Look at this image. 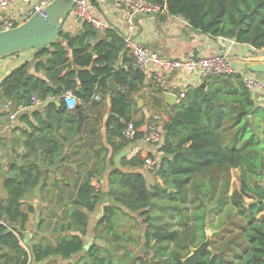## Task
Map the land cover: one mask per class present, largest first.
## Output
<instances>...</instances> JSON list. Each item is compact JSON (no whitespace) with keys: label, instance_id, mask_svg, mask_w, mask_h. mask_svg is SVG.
<instances>
[{"label":"trees","instance_id":"16d2710c","mask_svg":"<svg viewBox=\"0 0 264 264\" xmlns=\"http://www.w3.org/2000/svg\"><path fill=\"white\" fill-rule=\"evenodd\" d=\"M167 11L200 33L264 49V0H167ZM126 54L116 31L101 35L84 23L75 34L62 30L59 41L34 57V71L42 76L31 73V63H27L2 84L0 95L17 107L28 106L34 95L54 99L45 103V116L32 113L36 123L29 121L28 113L20 118L29 129L22 131V150L14 149V162L4 177L9 198L0 197V264H51L55 257L72 260L78 256L77 264H126L132 255L129 251L119 249L123 252L119 259L97 244L85 251L89 214L101 204L96 237L103 240L97 230L104 225L103 232L112 237L111 249L115 239H122L117 225L123 219L136 222L146 217V251L137 264H184L192 249L206 240L208 225L213 227L214 217L220 214L225 218L213 227L220 232L214 233L212 249L204 251L197 264H264V107L256 105L240 76L213 78L205 87L189 89L182 101L170 107L153 182L142 171L145 160L140 156H124L108 172L107 160L113 166L117 152L129 144L122 136L126 125L134 122L139 127L143 122L133 119L138 107L133 95L141 91L145 79ZM110 78L119 90H109ZM66 90L74 91L81 105L97 91L110 95L103 123L106 143L94 147L101 137L97 118L88 137V165L92 159L93 164L84 175L77 171L75 188L67 193L70 196L60 189L59 200L72 199L71 203L59 207L61 215L54 209L46 226L49 236L27 251L21 241L35 208L29 203L26 211L25 200L45 169L56 174L58 183V169L71 159L70 144L80 136L74 128L61 131L75 121L63 104H57ZM233 170L240 171V187L231 191ZM104 177L101 187L93 185L94 179L101 183ZM47 185L48 177L41 192ZM157 207L170 215L163 225L154 221ZM44 221L41 217L38 231ZM67 232L72 234L63 235ZM226 234L233 236L227 239ZM220 235L224 242L216 246Z\"/></svg>","mask_w":264,"mask_h":264},{"label":"crops","instance_id":"0c3cea01","mask_svg":"<svg viewBox=\"0 0 264 264\" xmlns=\"http://www.w3.org/2000/svg\"><path fill=\"white\" fill-rule=\"evenodd\" d=\"M90 1L94 6V8L98 11V13L103 17H105L110 23H113L115 26L121 25L124 18L123 14L120 11L118 12L117 10H115L111 4L102 5L98 2V0H90ZM187 23L188 22L180 16H170L164 13L163 14L160 13L155 15L154 17H138L136 19V31L139 40L145 43L146 45L150 46L153 50L158 51L163 58L177 59V58H182L183 56L188 54H191L195 57L213 56L222 52L226 54V56L229 59V62L234 68L238 70L239 74L249 75L264 82V49L254 50L246 45L239 44L234 39L213 37L210 35L200 33L199 31L194 30ZM63 31L75 34L80 32L81 29L78 27V25L74 23L73 24L68 23L64 25ZM23 55H26V53L21 54V56ZM126 55L132 58V56L128 52ZM11 59L13 58L0 60V79L5 74L7 70V64ZM28 63H31L30 72L35 73L32 65L33 60ZM133 65H134V60H133ZM183 74L184 76L181 75L179 72H176L168 77V82L170 86L174 89V91H179L180 89L184 88L188 83L193 86L201 85L200 80L197 77L187 75L185 73ZM35 75L42 76L43 73L39 72V73H35ZM1 87L2 84H0V93H1ZM141 92L133 95V100L138 105L137 109L134 111L133 119L136 122L143 121L139 126L140 129L139 134H141L142 136L139 137L135 142H129V144L125 148H122L121 150H119V152H117V154L113 158V166H111L109 159L107 160L108 172L112 169V167H118L120 159L124 156L127 157L128 159L134 156H140L144 160L146 158H151L154 161H158L161 157V152L159 150L160 148L145 141L146 125L151 120L152 116L155 113L162 114L164 118L167 120L170 114L172 113L170 108L172 105H169L165 101L164 94L161 95L158 91H155L156 93L154 92L152 97L153 106H151L150 102L142 98ZM96 94H100L101 96L100 101L94 102L93 100H91L85 103L84 105H81V103H79V105L81 106L80 109L82 110V114L85 116L81 130H77L78 127L77 109L73 113L72 112L67 113L68 115L74 116L75 121L73 123H66L65 127L61 129V131L63 133H66L69 132L71 128H74L75 131L80 134V136L76 137L75 138L76 141H73L70 144L71 159H69L68 162H66L67 164L65 166L63 165L58 169V173H57V179L59 180L58 183L55 182L56 174H54L52 170L50 171V169H45V171H47L48 185L43 191H47V189L53 188L51 193H54L53 194L54 196L50 201V204L54 206V209L57 208V204L61 202V200H59V198L61 197L59 193L60 189H64L65 191L64 194L70 193V190L75 188V180L78 178V175H76L77 171L79 170L80 172H82V175H84V173L88 171V168L94 162V159H92L88 165V137L90 136L91 125L95 122L97 118L100 119L99 133L101 134V137L96 139L94 147L98 148L102 143L103 144L106 143L105 128L103 126V123L105 122V119L110 110V95L103 96L98 91L96 92ZM262 96L263 94H261V92L259 91L256 92V95H254V101L257 106H260V102H261L260 98ZM154 98L158 100V102L155 100L156 104L154 103ZM10 103L12 104L13 109L17 107L11 101ZM177 103L178 102L176 100L175 104ZM57 104L58 106H60L63 103L62 102L60 103V101L57 100ZM44 107L45 104L41 105L40 107L34 110H29L25 112L30 114L29 121L36 123L34 120L35 118L32 115V113L35 111H38L43 116H45ZM23 114L18 115L17 119L14 122L10 123L8 115L6 113H3L2 110L0 109V181L4 180L5 176L9 175L8 174L9 166L14 162L15 159L14 149L17 150L15 152H19V153L22 150L23 138L21 136V133L22 131L29 129L28 124L20 119L23 116ZM13 137H18L21 139L20 148L13 147L11 145V139ZM102 156H104V154H102ZM141 169L144 172V167H142ZM146 175L147 177H150L147 173ZM154 178L156 179L155 175L153 179ZM104 179L106 180L105 177ZM105 180L103 182H105ZM157 181L160 182V179L157 178ZM96 182H98V180L94 179L93 185H95ZM67 195L70 196V194ZM71 200L64 199L63 200L64 205L65 202L67 201L71 203ZM38 202H39L38 204L40 205L48 204L45 201V199ZM103 206L104 205L101 204L98 207L102 215H103ZM56 213H58V215L62 214V213L60 214L59 211ZM52 214H54V211H52L51 215ZM51 215L47 217L45 216L43 217L45 218L43 224V227L45 228H43V230L40 229L41 231L37 230L39 221L37 222L38 224H35L36 221L33 222L31 228L28 227L29 226L28 222H30L31 219L29 215V220L26 223L25 230L23 233L25 237L24 240L21 241L23 247L27 251H29V247L34 242H39V241L45 242L43 238L49 236L48 231H46L47 230L46 226H47V221L50 219ZM102 215L98 218L95 217L92 219L89 214L88 231L83 237L85 243V251H87V249L92 244H97L103 248L109 249L110 253L113 255H117V253L120 254L121 253L120 250L119 252H115L113 249L110 248L109 245H106V242H104V240H101L96 237V227L98 226L99 220L101 219ZM41 217H39V219ZM71 234L72 232L63 233V235H68V236H70ZM16 235L19 237V234L16 233ZM29 235L30 237L28 239ZM79 258L80 257L78 256L72 260H66L55 257L50 259V262L51 264H77V260ZM149 258H151V255ZM126 264H128V262Z\"/></svg>","mask_w":264,"mask_h":264},{"label":"built area","instance_id":"2783aa9c","mask_svg":"<svg viewBox=\"0 0 264 264\" xmlns=\"http://www.w3.org/2000/svg\"><path fill=\"white\" fill-rule=\"evenodd\" d=\"M52 1L54 0H0V33L22 26L35 14L45 16L44 11ZM98 2L102 5L111 4L115 10L120 11L124 17L121 25L115 26L100 15L90 0H78L66 24L74 23L82 29L83 24L88 23L100 34H104L107 30L116 31L122 37L125 49L132 56L135 67L144 75L145 80L141 89L143 91L140 92L142 98L150 102L151 106H153L152 97L155 91L161 95L164 93L175 94L179 103L185 98L189 89L199 87L188 83L179 91H174L168 82V77L179 72L183 76L185 73L197 77L201 84L221 76H240L245 86L250 89L253 98L258 91L263 94L260 98V106L264 107V82L249 75L239 74L238 70L229 62L226 54L220 52L213 56L203 57L188 54L182 58L167 59L139 40L136 19L138 17H154L160 13L169 15L167 0H98ZM53 99L54 97L48 96L42 100L34 95L28 106H19L13 109L10 101L0 95V109L8 115L9 121L12 123L18 115L34 110ZM57 100H61L65 108L72 113L79 105V100L72 90H66ZM92 100L100 101V94H95ZM165 122L166 119L162 114L155 113L146 125L145 141L160 148L164 141ZM139 132V127H136L134 122H130L126 125L122 136L128 142H135ZM156 166L153 159H145L143 165L145 169L154 171Z\"/></svg>","mask_w":264,"mask_h":264},{"label":"water","instance_id":"95a60500","mask_svg":"<svg viewBox=\"0 0 264 264\" xmlns=\"http://www.w3.org/2000/svg\"><path fill=\"white\" fill-rule=\"evenodd\" d=\"M77 1L54 0L46 7L44 11L45 16L35 14L22 26L0 33V60L13 58L8 62L7 70L1 77L0 84H3L15 70L32 61L44 48L60 40V32L63 30ZM22 53H26V55L21 56ZM93 64L95 65V61ZM108 83L110 91H117L119 89L115 84L114 78H110ZM200 87H205V83H202ZM164 98L169 105H174L177 100L176 95L172 93H164ZM77 115V130H81L85 116L82 114L80 105L77 106ZM11 145L20 148L21 139L13 137L11 139ZM46 177L47 171L44 170L39 184L33 190L38 201L42 200L40 191L45 183ZM170 192H173V190H170ZM0 197L4 200L9 198L4 180L0 181ZM209 227L208 225L206 229V240L192 249L191 254L183 260L184 264H197L203 252L211 249L210 242L213 231Z\"/></svg>","mask_w":264,"mask_h":264},{"label":"rangeland","instance_id":"374dc122","mask_svg":"<svg viewBox=\"0 0 264 264\" xmlns=\"http://www.w3.org/2000/svg\"><path fill=\"white\" fill-rule=\"evenodd\" d=\"M155 51V50H154ZM144 173L148 174L150 177V181L153 182V177L155 175L154 171H151L149 169H145L144 168ZM105 179L103 178L101 183L100 182H96L95 186L96 187H101V184L102 182L104 181ZM150 182V183H151ZM161 182V180H160ZM240 187V171L239 170H233L232 171V186H231V191H233L234 189H237ZM50 190L52 191L53 188H49L47 189V191H43L41 192L40 191V194H41V198L42 200L45 199V201L48 203V204H38V200L36 198V196L34 195V193H30L28 195V198L25 200V210L27 211L28 210V205L29 203L32 204L34 207H35V212L34 213H30V222H28L29 224V228H31L33 222L36 221L35 224H38L37 222L39 221L40 223V219L39 217H47L49 215H51L52 211H54V206L52 204H50V201L52 200L53 198V194L54 193H51ZM69 201L65 202V205H69ZM64 206V202L61 200V202H59L57 204V210H59L60 214H61V211L62 209L59 208L60 206ZM99 207V206H98ZM56 209V208H55ZM156 212H159L158 216L155 217V213ZM102 215L101 211L99 208H97L94 212H92L90 214L91 218H95V217H100ZM153 217H154V221H156L158 223V225H163L166 221H168L170 219V215L167 211L165 210H161L159 209L158 207L154 210L153 212ZM225 218V214H220V215H216L212 221V226H216V225H219V222H220V219L221 218ZM91 218H90V221H91ZM146 219V217H138L136 219V222H134V220L132 219H124L123 221H121V223L119 225H117V230L118 232L122 235V239H115L114 240V247L113 250H119L121 249L122 251H129V253H131L130 257L128 256V264H133V263H137V259L138 257H142L145 255V247H144V234H145V230L147 229L148 227V224L144 222V220ZM230 221H228L229 223ZM103 226L104 225H101L98 230H97V233H99V235H102V239L104 240V242H106V245H109L111 244V241L110 239L112 237H109L110 235H108L107 233L103 232ZM211 227L210 225V229H212L213 231V236L211 238V242H210V248L212 249V240L215 236L214 233H218L220 232V228L217 229V228H213ZM226 227L227 229L225 231L228 230V224H226ZM36 228V227H34ZM43 227L42 226V230H43ZM234 234V233H233ZM233 234L231 235H225L227 239H230ZM30 235L28 236V239H29ZM217 239V245L216 246H220L224 241H221V235L220 236H217L216 237ZM226 241V240H225ZM112 245V246H113ZM108 247V246H107ZM111 248V247H110ZM123 255V252H121L120 254L117 253L116 255V258H121V256ZM151 255V258L152 259V254ZM149 255V257H150Z\"/></svg>","mask_w":264,"mask_h":264}]
</instances>
